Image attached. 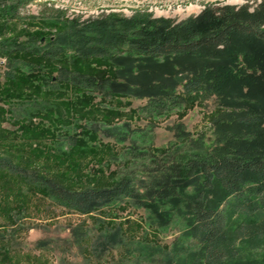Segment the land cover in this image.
<instances>
[{"label":"rangeland","instance_id":"rangeland-1","mask_svg":"<svg viewBox=\"0 0 264 264\" xmlns=\"http://www.w3.org/2000/svg\"><path fill=\"white\" fill-rule=\"evenodd\" d=\"M261 1L36 0L20 7L22 18L9 22L0 42L17 35L18 40L40 48V52L47 47L53 48L55 43L52 45L50 41L67 33L73 20L89 23L104 14L116 12L130 18L137 11H148L154 18H168L178 24L202 16L209 6L229 5L240 9L247 5L253 11ZM3 9H0V26L5 22ZM117 47L122 54L130 49L127 43L112 49L116 51ZM65 52L69 56L75 53V48L68 46ZM199 57L194 56V59H200L205 71L214 67L213 62L226 59ZM90 60L85 62L79 58L71 63L109 68L106 64L97 66L99 61L95 58ZM7 70L8 62L0 56V89L4 86ZM184 74L192 77L193 72L186 69ZM228 85L223 84L220 92L185 95L186 99L164 96L165 107L160 110L155 106L144 109L149 99L135 95L116 97L94 93L95 111L86 115L82 112L84 118L78 123H87L89 128L95 125L99 130L89 138L77 136L84 142L81 145L59 130L55 131L59 125L55 124L54 130L47 128L49 123L41 121L40 113L35 114L44 107L50 108L55 117L58 111L55 112L54 107H62L71 97L34 95L29 102L14 97L10 100L13 103L1 99L0 157H10L24 168L45 174L71 190L114 187L127 178L134 191L89 214H82L43 193L29 192L25 187L0 200V212L13 214L12 219L0 214V232L11 238L8 243L7 239L0 238V246L5 247L8 254L11 252L16 264H197L195 260L200 256L201 245L188 233L192 214L185 203L193 199L201 182L198 179L183 194L174 193L181 201L174 208L172 195L160 197L158 194L160 184L163 189L167 186L156 184V181L163 178L170 165L195 160L196 154L202 157L222 145L224 141L216 131L219 122L227 120V113L264 108V100L253 98L251 86L232 89ZM173 89L177 95L183 93L180 82ZM242 91L243 94H239ZM74 126L70 117L60 129L70 132ZM76 130L81 132L80 128ZM195 141L199 142L195 144ZM151 188L157 192L152 193ZM213 196H206L208 204ZM229 213L232 222L242 219L232 210ZM74 229L78 230V235L73 233ZM237 244L241 248L239 254L227 264H264V239L256 247L241 241ZM1 247L0 261L6 253Z\"/></svg>","mask_w":264,"mask_h":264},{"label":"trees","instance_id":"trees-1","mask_svg":"<svg viewBox=\"0 0 264 264\" xmlns=\"http://www.w3.org/2000/svg\"><path fill=\"white\" fill-rule=\"evenodd\" d=\"M10 1L0 0V9L4 8L2 14L5 15L0 38L5 37L9 22L22 18L20 7L36 0H13V4ZM249 7L209 6L202 16L178 24L168 18H154L148 11H137L130 18L116 12L104 14L89 23L73 20L67 33L50 41L52 45L55 43L53 48L40 52V48L18 40L17 35L13 39L5 38L0 42V56L6 58L8 70L0 89V101L8 103L19 97L29 102L34 95L71 97L62 107H54L55 112L58 111L55 117L50 108L44 107L35 114L40 113L41 121L49 123L47 128L54 130L57 124L59 128L55 131L59 130L81 145L84 142L77 136L89 138L98 129L95 125L89 128L87 123H78L84 118L83 113L95 111L94 93L116 97L135 95L149 99V106L144 109L155 106L160 110L165 107L164 96L172 95L180 100L185 95L217 93L228 83L232 89L251 86L253 98L264 100V0L253 11ZM120 43L130 46L128 52L122 54L118 47L116 51L112 49ZM68 46L75 48V53L69 56L65 52ZM194 56L226 59L213 62L214 67L205 71L200 59ZM79 58L85 62L95 58L99 61L97 66L106 64L109 68L71 63ZM186 69L193 72L192 77L184 74ZM179 82L184 94L177 95L173 88ZM25 90L30 93L25 94ZM227 114V120L219 122L216 131L224 141L222 145L202 157L196 154L195 160L170 165L163 178L156 181L167 186L164 190L160 184L158 194L160 197L172 195L174 208L181 203L174 193L183 194L198 179L201 182L193 199L185 203L192 214L188 233L201 245L200 256L195 260L197 264H227L239 254L238 241L256 247L264 239V108L252 107L241 113ZM70 117L75 124L71 130L75 133L60 129ZM76 128L81 132L77 133ZM25 187L29 192L43 193L82 214H89L134 191L127 178L114 187L71 190L45 174L24 168L10 157H0V200ZM151 189L152 193L157 192ZM209 194L214 195L215 200L211 198L208 204L206 196ZM230 210L242 219L232 222ZM0 214L13 218L11 212ZM76 232L78 230L74 229L73 233L78 235ZM7 236L0 232V238L7 239L8 243L11 238ZM100 244H104L103 241ZM4 248L1 247V251ZM0 262L16 264L11 252H6Z\"/></svg>","mask_w":264,"mask_h":264}]
</instances>
